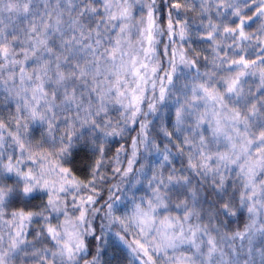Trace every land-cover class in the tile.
Here are the masks:
<instances>
[{"label": "snow or ice", "instance_id": "1", "mask_svg": "<svg viewBox=\"0 0 264 264\" xmlns=\"http://www.w3.org/2000/svg\"><path fill=\"white\" fill-rule=\"evenodd\" d=\"M109 236L264 264V0H0V264H107Z\"/></svg>", "mask_w": 264, "mask_h": 264}, {"label": "trees", "instance_id": "2", "mask_svg": "<svg viewBox=\"0 0 264 264\" xmlns=\"http://www.w3.org/2000/svg\"><path fill=\"white\" fill-rule=\"evenodd\" d=\"M167 0H164V6L166 8ZM253 7H255L253 5ZM190 25V34L192 35L193 43L192 47L197 51H203L204 55H209L208 51H204L207 48V42L201 41L197 38V33L203 34L202 26L200 24V17L197 12L190 11L187 13ZM206 23V21H205ZM252 31H255V26L252 27ZM92 162L91 152L85 148L81 147L73 152L71 158V166L76 175L80 176L82 179L88 174V166ZM46 199L45 196L41 195L39 198L32 201V206L39 205L41 200ZM55 222V221H54ZM241 224H234L233 227H240ZM104 259L107 264H133V259L128 255L126 249L122 247L116 239L109 240L105 248Z\"/></svg>", "mask_w": 264, "mask_h": 264}, {"label": "rangeland", "instance_id": "3", "mask_svg": "<svg viewBox=\"0 0 264 264\" xmlns=\"http://www.w3.org/2000/svg\"><path fill=\"white\" fill-rule=\"evenodd\" d=\"M61 219H63V217H61ZM98 223V222H97ZM110 238L111 239H116L114 236H109V240H110ZM131 239V238H130ZM117 240V239H116ZM118 241V240H117ZM119 242V241H118ZM119 244L122 246V247H124L125 249H126V251H127V253H128V255L133 259V257H132V254L130 253V251L123 245V244H121L120 242H119Z\"/></svg>", "mask_w": 264, "mask_h": 264}]
</instances>
